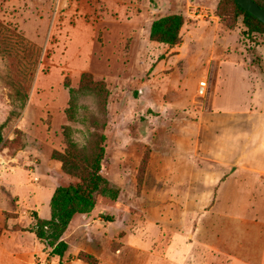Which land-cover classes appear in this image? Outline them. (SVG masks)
<instances>
[{
  "label": "rangeland",
  "instance_id": "obj_1",
  "mask_svg": "<svg viewBox=\"0 0 264 264\" xmlns=\"http://www.w3.org/2000/svg\"><path fill=\"white\" fill-rule=\"evenodd\" d=\"M173 13L179 42L151 41L152 21ZM258 46L264 32L246 30L233 0H0L1 202L23 209L36 181L86 185L103 148L100 173L119 195H97L88 213L102 220L90 233L103 260L77 258L189 264L195 214L239 163L216 161L214 139L249 106L244 62L258 63ZM236 190L251 211L255 187Z\"/></svg>",
  "mask_w": 264,
  "mask_h": 264
},
{
  "label": "crops",
  "instance_id": "obj_2",
  "mask_svg": "<svg viewBox=\"0 0 264 264\" xmlns=\"http://www.w3.org/2000/svg\"><path fill=\"white\" fill-rule=\"evenodd\" d=\"M255 51L259 55L258 63L251 62L249 58L244 62L253 91L249 96V106L241 111L226 113L224 127L214 139L218 150L213 152L215 160L224 163V167L231 166L232 172L217 189L213 208L201 214L212 219L208 226L204 227V216L195 214L197 222L191 231L194 248L189 264H264V47L258 46ZM195 146L189 158L192 168L197 157L198 148ZM232 160L239 163L226 166ZM196 178L192 174L191 181ZM239 182L243 188L251 185L256 189L255 206L251 211L245 212V207L241 205L244 200L236 190ZM23 185L31 193L23 209L15 204V200L8 203L0 199V226L3 227L0 233V264H59V259L49 255V249L38 241L32 231L35 215L49 218L50 198L57 185L48 184L45 187L38 181ZM22 187L16 186L15 192L23 190ZM25 217L27 223L23 225L21 220ZM93 221L100 223L102 220L100 217L95 220L88 213L73 217L65 234L69 245L62 264H88L77 258L81 250L100 257L97 246L102 240L90 233V229L96 227ZM204 230L206 240L201 239ZM204 251L206 259L201 257Z\"/></svg>",
  "mask_w": 264,
  "mask_h": 264
},
{
  "label": "trees",
  "instance_id": "obj_3",
  "mask_svg": "<svg viewBox=\"0 0 264 264\" xmlns=\"http://www.w3.org/2000/svg\"><path fill=\"white\" fill-rule=\"evenodd\" d=\"M264 8V0H255ZM233 4L238 16H241L246 30L250 32H264V24L253 15L242 9L235 0ZM183 16L178 13L163 15L152 21L149 30V39L169 46L176 45L180 40V30L183 25ZM3 140L2 126L0 125V142ZM104 149L100 148L93 164L90 180L86 185L70 183L57 185L50 198V216L47 219L35 215L33 232L40 243L49 249V255L59 259V264L67 251L68 240L65 238L71 221L76 214L89 213L95 203L96 196L102 195L117 199L119 190L111 185L109 180L100 173V160ZM3 227L0 226V233Z\"/></svg>",
  "mask_w": 264,
  "mask_h": 264
},
{
  "label": "water",
  "instance_id": "obj_4",
  "mask_svg": "<svg viewBox=\"0 0 264 264\" xmlns=\"http://www.w3.org/2000/svg\"><path fill=\"white\" fill-rule=\"evenodd\" d=\"M245 11L253 15L264 24V8L258 5L255 0H235Z\"/></svg>",
  "mask_w": 264,
  "mask_h": 264
}]
</instances>
